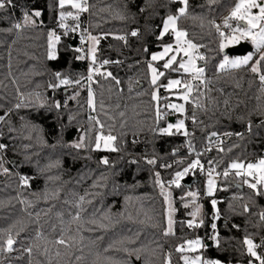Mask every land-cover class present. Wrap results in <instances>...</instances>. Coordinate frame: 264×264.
Instances as JSON below:
<instances>
[{
  "label": "trees",
  "instance_id": "16d2710c",
  "mask_svg": "<svg viewBox=\"0 0 264 264\" xmlns=\"http://www.w3.org/2000/svg\"><path fill=\"white\" fill-rule=\"evenodd\" d=\"M238 2L188 0L187 13L177 22L199 46L208 77L193 83L186 111L188 135L161 131L171 122L170 115L158 114L153 99L159 86L163 103L169 92L163 85L179 71H165L164 61H159L164 76L154 86L148 67L152 54L174 41L171 33L162 39L160 35L167 16L178 14V0H88L89 10L79 17L82 30L71 34H63L60 13L73 8H61L59 0H11L0 9V116H5L0 144L6 145L0 157L10 169L0 174V245L9 234L17 236L14 250L0 253V264H135L139 259L142 264H167L169 254L171 264H185L187 252L176 249L209 231L213 207L207 199L205 228H190L182 197L190 188L183 183L170 186L176 223L165 235V198L155 174L167 183L196 159L221 173L212 196L219 199L218 235L206 242L204 256L221 264H259L244 241L253 240L264 256V194H257L244 183L247 177L233 170L223 176L233 161L264 158V85L250 65L218 69L224 49L215 25ZM35 11L41 15L25 25L24 14ZM133 31L138 35L132 36ZM83 32L99 38L96 60L124 61L92 79L94 110L90 82L84 80L86 61L78 59L80 47L70 45ZM50 33L61 36L53 59ZM260 67L264 72V62ZM109 72L111 76L104 75ZM56 73L80 83L49 87L58 84ZM100 124L106 134L117 137V151L95 149ZM83 133L84 146L77 148L74 143ZM212 133L222 141L205 150L208 138L215 137ZM105 157L108 164L101 162ZM189 174L199 179L191 188L201 196L206 172L198 166ZM22 177L28 178L27 184Z\"/></svg>",
  "mask_w": 264,
  "mask_h": 264
},
{
  "label": "snow or ice",
  "instance_id": "6c2138e0",
  "mask_svg": "<svg viewBox=\"0 0 264 264\" xmlns=\"http://www.w3.org/2000/svg\"><path fill=\"white\" fill-rule=\"evenodd\" d=\"M178 2L182 5L178 9V14L168 15L167 18L163 21V28L160 35V38L162 39L165 34L169 32V30L172 31V33L175 36V46L172 44L166 45L163 48V51L158 54H153L151 56L152 61H158V60H164L163 67L165 69H172L173 71H180L183 70L184 73H189L192 76V80H203L204 79V68L199 67L196 64L197 60H204L205 57L203 55L197 54L196 50L199 46L192 43V41L187 39V32L184 30H181L177 27V22L180 19V17L186 15L187 13V7H188V0H178ZM211 2H215V0H211ZM11 0H0V9H4L6 7V4H10ZM60 7L63 8L65 4L70 5L73 9L77 10L76 15H73L72 12H68L65 14L64 12L60 13L61 18V27L68 28V25L63 23V20L65 19V15L71 16L74 20H79V13L87 12L89 10V5L87 0H59ZM257 9V12H254L253 10ZM34 16L39 17L41 15L40 11H35L33 13ZM230 20H236L238 22H243V25L238 24L237 27L233 28L232 25L229 23ZM28 23H35V21L29 16L28 13L24 14V24ZM224 27L231 28L232 32L231 34H226L224 31H221V25L216 24V30L219 33L221 37V43H220V49L223 50L226 48L229 44L238 42L241 39H247L251 38L252 43L255 44L257 51H260L261 49H264V0H239L238 3L235 4L234 8H232L230 15L225 17L223 21ZM16 28H20L21 24L17 23L15 25ZM78 27V25H77ZM72 31H76V28H72ZM258 30V31H257ZM132 36L138 35L137 31H133L131 33ZM55 36V33H50L49 35V46L51 51L49 52V58L53 59L55 58L54 52H55V44L53 42V37ZM119 39L123 40L125 37L121 36L118 37ZM60 37L55 36V41H59ZM85 38L82 36L81 41L83 42ZM88 39L92 41V48L90 49V52L92 54V63H96V45L99 43V38L95 36H88ZM186 45V46H185ZM77 51H83V49H77ZM169 53H173L169 55ZM181 53L183 54V57H187L186 60L181 59L179 62L177 61V56H180ZM167 57V59H165ZM78 59H84V56L78 57ZM252 60V55H248L244 58H236V59H229L227 55L223 57V60L219 63L218 69L220 71H226L231 68H239L243 65H247L249 61ZM109 61L105 60L102 62L103 64H107ZM264 62V54H262L259 58V60L255 61L253 66L251 67V72L258 74L259 80L262 85H264V72L261 71V63ZM173 64H177V68L173 69ZM150 71H151V84L156 86L157 81L160 77L164 76V72L159 71L156 67L153 66L152 63H149L148 65ZM95 72L96 74L99 73V69H90L88 80L91 83L92 81V74ZM58 79L57 85H49L52 88L58 87L59 85H68L71 83L79 84L80 81L77 80L73 82L72 80L68 78H61L60 73L55 74ZM106 76H111L112 74L106 73L104 74ZM115 79V77H113ZM89 83V104L93 109L95 108L94 103V94L91 91ZM119 83V81H117ZM182 81L179 79H171L168 81L167 85H163L167 90H172L173 88H179L182 85ZM159 88L157 87L156 92L153 93V99L159 100L160 97L158 95ZM193 91V85L191 82L183 83V95L181 96V99H183L185 102L189 101L190 94ZM78 95V93H77ZM199 106V105H198ZM17 108L20 107L19 104L16 105ZM55 107L59 108L60 104L56 103ZM169 107L175 109L177 112L184 113L185 107L183 104H172L169 105ZM95 119V118H93ZM193 121H195V117H192ZM97 123L99 121L97 120ZM175 127L177 131H180L185 127L184 120L178 121L176 125L169 124L167 128L162 129L161 131L167 134H172L171 129ZM104 125L100 124V132L95 137V149L97 150H110V151H117L118 149L115 147V141L117 139L116 136L112 135L111 133L105 135L103 132ZM251 129V126L249 125V130ZM184 135H188L187 131H184ZM216 133H212V136H216ZM228 135V134H226ZM75 147L79 148L82 147V143H77L74 145ZM6 145L0 144V149H4ZM220 151H223V148L220 149ZM2 159V158H0ZM104 164H108L109 161L105 157L101 161ZM155 160H149V164H154ZM200 166L202 168V165H200L199 159L194 160L187 168L184 169L183 172H177L175 174V179L170 182L171 184H175L177 187H179V181L180 179L186 175L190 169H194L197 166ZM165 167H170V165H165ZM230 170H235V175L237 176H247L252 177L255 182H250L249 180H245L244 183L248 184V186L254 190H256L257 194H264L261 193L259 186L264 187V159H260L258 163H248L244 164L239 161H233L230 165V168L225 170L223 172V176L225 178L228 177ZM5 172H7V169H4ZM214 170H210L209 180H208V194L212 195L214 188H215V181L211 178L212 172ZM157 177V183L160 185L162 194L164 193V184L162 181L159 180V173L155 174ZM22 181L24 184L28 183L27 177H22ZM189 195L195 196L194 193H189ZM171 193L167 192L165 195V200L169 204L168 208V220H167V229L165 231V235H168L172 233V207H171ZM83 199V198H81ZM216 201L213 200L212 204L215 207ZM187 206V205H185ZM247 205H245V209L247 210ZM197 212H199V208H197ZM192 215H196V213H193ZM261 218L264 219V213H261ZM202 223V221H201ZM189 227L193 226V222L189 221L188 224ZM213 229H215L216 225H212ZM15 240L8 236L6 240V248L8 251H12V246L15 244ZM59 243L63 244L64 241L60 240ZM188 245L187 250L196 252L198 251V248L203 247L202 241L200 239L196 240H189L186 242ZM244 243L247 245V251L248 253L254 257L257 261H259V264H264V256H261L257 253L256 248L259 247V245L255 244L253 240L251 239H245ZM178 252H184L186 249L184 245H180L177 249ZM30 252L31 249H28ZM185 261V264H220L219 261H212V260H204L201 256L197 255L194 258H189L188 256L182 257ZM167 264H171V254H169V259Z\"/></svg>",
  "mask_w": 264,
  "mask_h": 264
},
{
  "label": "rangeland",
  "instance_id": "374dc122",
  "mask_svg": "<svg viewBox=\"0 0 264 264\" xmlns=\"http://www.w3.org/2000/svg\"><path fill=\"white\" fill-rule=\"evenodd\" d=\"M65 6H70V5H68V4H65ZM254 12H257L258 10L257 9H254L253 10ZM72 13H73V15H76V13H77V10L76 9H73L72 11H71ZM65 14H67V13H65ZM80 15H81V13H79V17H80ZM230 15V13H228V14H226V15H224V16H222L221 18H220V20H219V22H218V24L219 25H221V31H223L222 29L223 28H226V27H224V24H223V21H224V19H225V17H227V16H229ZM29 16H31V18L35 21V17L36 16H34L33 14H29ZM23 22H24V17H23ZM63 23L64 24H66V25H71L73 28H76V31L78 32V31H81L82 30V28H81V26H80V23H79V20H74L71 16H67V15H65V19L63 20ZM229 23L232 25V27L233 28H235V27H237V25L238 24H240V25H243V22H238V21H236V20H230L229 21ZM29 24H34V23H29ZM77 25H78V27H77ZM177 27H178V25H177ZM62 28V32H63V34H66L65 33V30H64V28L63 27H61ZM162 28H163V26H162ZM162 28H161V32H162ZM227 29H229L231 32H232V29L231 28H227ZM182 30V29H181ZM75 31V32H76ZM258 31V30H257ZM225 32V31H224ZM168 33H171L173 36H174V34L172 33V31L171 30H169V32ZM226 34H229V33H227V32H225ZM55 36H59L60 38H61V36L59 35V34H55ZM55 36L53 37V42H54V44H55V52H54V56H56V46H57V43L60 41V39H59V41L57 42V41H55ZM82 36L85 38L84 40H88V48H89V50L92 48V41L91 40H89L88 39V36H95V35H93V34H91L90 32H86V33H82ZM96 37V36H95ZM188 39V38H187ZM241 41H248L251 45H252V47H253V50L251 51V52H248L247 54H245V55H229V54H224V56L225 55H227L228 57H229V59H236V58H244V57H246V56H248V55H252V60L251 61H249V63L247 64V65H250L251 67L253 66V64L255 63V61H257L258 60V58L261 56V54L264 52V49H261V52H259V51H257V49H256V46H255V44H253L252 43V40H251V38H247V39H241V40H239L238 42H235V43H232V44H229L226 48H224V50L225 49H227L228 47H230V46H232V45H235V44H237V43H239V42H241ZM193 43V42H192ZM169 44H172L173 46H175V36H174V41L172 42V43H168V44H165L164 46H166V45H169ZM195 44V43H194ZM164 46L160 49V50H158V51H156V52H154L153 54H158V53H160V52H162L163 51V48H164ZM186 46V45H185ZM96 47H97V45H96ZM194 51H196L197 52V54H199L200 55V53L198 52V48L196 49V50H194ZM152 54V55H153ZM171 54H173V53H169V55H171ZM82 55H84V53H83V51H82V53H81V56ZM223 56V57H224ZM165 59H167V57H165ZM181 59H184V60H186L187 59V57H183V54L181 53V55L180 56H177V61L179 62ZM223 60V59H222ZM221 60V61H222ZM159 61H162V60H158V61H150V63H152L153 64V66L154 67H156L158 70H159V68H158V62ZM164 61V60H163ZM165 62V61H164ZM164 62H163V64H164ZM196 64H197V66H199V67H203L202 66V64H201V60H197L196 61ZM177 64H173V69H175V68H177ZM243 66H246V65H243ZM242 67V66H241ZM164 68V67H163ZM240 68V67H239ZM165 69V68H164ZM231 69H234V68H231ZM168 70H172V69H165V71H168ZM149 71H150V69H149ZM160 71V70H159ZM179 76H177V77H175V78H171V79H179V80H181L183 83H187V82H191L192 83V85H193V83L195 82V81H198V80H192V76H191V74H189V73H184L183 72V70H180L179 71ZM205 74V73H204ZM206 75V74H205ZM207 76V75H206ZM160 79V78H159ZM170 79V80H171ZM207 79H208V77L207 78H205V79H203L202 81H199V82H202V83H204V82H206L207 81ZM150 80H151V71H150ZM159 81V80H158ZM157 81V82H158ZM183 83H182V85L179 87V88H173L172 90H167V91H169L167 94H166V96H165V100L163 101V103L161 104L160 103V99H161V97H160V90L158 91V95H159V97H160V99L159 100H155L156 101V107H157V113L158 114H163L164 115V112L166 111V112H168L169 110H174V112H175V114L177 115V119L175 120V121H172V122H169L167 125H166V128L168 127V125L169 124H172V125H176L177 123H178V121H180V120H183V117L184 116H186V111H187V102H185L183 99H181V96L184 94L183 93ZM50 85V84H49ZM48 85V86H49ZM50 87V86H49ZM90 87H92V83H90ZM158 88H159V86H158ZM49 89V88H48ZM156 89H157V87L154 89V92H156ZM91 91H92V88H91ZM153 92V93H154ZM192 94V93H191ZM191 94H190V96H191ZM189 100H190V98H189ZM172 104H183L184 105V107H185V112L184 113H180V112H177L175 109H173V108H171V107H169V105H172ZM161 105H163V107L164 106H166V109L165 110H162L161 108ZM91 107V106H90ZM92 108V110H94L93 109V107H91ZM168 108V109H167ZM161 109V110H160ZM162 115V116H163ZM174 118H175V116H174ZM184 125H185V127L183 128V129H181L180 131H182L183 133H184V131L186 130L187 131V128H186V124H185V122H184ZM1 126V125H0ZM101 130V129H100ZM171 132L172 131H177L176 130V128L175 127H173L171 130H170ZM100 132V131H99ZM103 132H104V134L105 135H107L106 133H105V131H104V129H103ZM84 139H85V134L83 133L82 134V136H81V138L78 140V141H76L74 144H77V143H82L83 144V146H84ZM82 146V147H83ZM0 158H2V159H0V174L1 175H5V174H7L8 172H10V169H9V164H8V161H7V159L6 158H4L3 156H1ZM262 159H264V158H262ZM259 161V160H258ZM258 161L257 162H253V163H258ZM239 162H241V161H239ZM232 163V162H231ZM242 163H244V164H248V163H245V162H242ZM231 165V164H230ZM199 166V165H198ZM197 166V167H198ZM188 167V166H187ZM186 167V168H187ZM4 169H7L8 171L7 172H5L4 171ZM185 169V168H184ZM184 169L183 170H181V171H179V172H183L184 171ZM195 169V168H194ZM194 169H190L189 170V172L191 171V170H194ZM202 170H204V172H206V178H205V185H204V192L205 193H203L201 196L199 195V192L196 190V189H192V188H190L189 190H187L183 195H182V197H183V199H184V202H183V204H184V206L185 205H187V206H185V207H188L189 208V216H190V218H189V220H188V222H187V224H189V221H192L193 222V227H197V228H199L200 226H203L204 225V223H205V221L207 220V218H206V214H205V204H204V200H205V197H204V194H206V196H208L207 197V199L209 200V199H212L211 200V203H212V201L213 200H215L217 203H216V205H215V208H214V211H215V213H217V216H219L220 214H219V201L216 199V197H212V196H214L215 194H216V190H217V186H218V181H219V176L217 175V171H215L214 169H212V170H214L213 172H212V179L215 181V188H214V191H213V193H212V195H209L208 194V180H209V175H208V173H209V171H210V169H205V166H203L202 165V168H201ZM233 171H235V170H233ZM189 172L187 173V176H191L190 174H189ZM187 176H185V177H187ZM184 177V178H185ZM247 177V176H246ZM247 180H249L250 182H255L254 180H253V178L252 177H247ZM170 181V180H169ZM169 181L167 182V183H165V182H163V184H164V193L165 194H163L164 195V198H165V195L167 194V192H170L171 193V197H170V200H171V207H172V209H173V211H172V220H173V225H172V232L174 231V229H175V223H176V208H175V204H174V198H173V189L170 187V186H172V185H170L169 184ZM181 183H179V185H180ZM264 188V187H263ZM162 191V190H161ZM189 193H194L195 194V196H192V195H189ZM18 197H19V199H21L20 198V194L18 193ZM210 197H212V198H210ZM165 206H166V223H167V220H168V208H169V204H168V202L165 200ZM212 207H214L213 206V204H212ZM197 208H199V212H197ZM193 213H196V215H192ZM201 221H202V223H201ZM168 226V225H167ZM167 229V228H166ZM15 241L17 240V236H15V235H13V234H9ZM196 240V239H195ZM201 241H202V244H203V247H200V248H198V251H196V252H192V251H188L187 250V248H188V245H187V243L185 244V251L187 252V256L191 259V258H194L195 256H197V255H199V256H201L202 258H203V251H204V247H205V245H204V241L202 240V239H200ZM16 243V242H15ZM14 246H15V244L12 246V251L14 250ZM12 251H8L7 250V248H6V243L5 244H3V245H0V253H2V252H12ZM257 251V250H256ZM258 253V252H257ZM204 259V258H203ZM205 260V259H204ZM221 264V263H220ZM239 264H241V263H239ZM254 264V263H253Z\"/></svg>",
  "mask_w": 264,
  "mask_h": 264
},
{
  "label": "built area",
  "instance_id": "2783aa9c",
  "mask_svg": "<svg viewBox=\"0 0 264 264\" xmlns=\"http://www.w3.org/2000/svg\"><path fill=\"white\" fill-rule=\"evenodd\" d=\"M87 2H88V0H87ZM72 28H73V27H72L71 25L68 24V28H67V29L64 28L65 33H66V34L74 33V31L71 30ZM222 30L225 31V32H227V33H229V34H231V31H230L229 29H227V28H223ZM79 47H80V49H83V53H84V55H83V56H84V61H86V76L84 77V80H87V81H88V76H89L90 69H99V73H102V72H104L106 69L110 68L111 66H113V65H115V64H118V63H124L123 59L109 60V59L103 58V59H101V60H96V63L93 64V63H92V58H91V57H92V54H91V52H90V50H89V48H88V40H87V41H86V40H83V42H82V41H81V38L79 37ZM259 52H261V50H260ZM105 60H107V61H109V62H108L107 64H103V65H102V62L105 61ZM95 75H97V74H96L95 72H93V74H92V79L94 78ZM205 78H207V76L204 74V79H205ZM198 81H202V80H198ZM71 84H73V83H71ZM71 84H68V85H71ZM168 114L170 115V117H174V116L176 115L175 112H174V110H169V111H168ZM4 119H5V116H0V125H1V123L4 121ZM183 120H184V122H185V124H186V126H187V117L184 116V117H183ZM221 141H222V138H221L220 136L209 137V138H208V141H207V144H206V146H205V150H208V149H212V148H214V147H217V146L221 143ZM187 146L189 147L190 150H193V149H192V146H191L189 143H187ZM205 169H207V168L205 167ZM217 175L220 176L221 173L218 172ZM185 176H187V174L184 175V176L180 179L179 183H183V179H184ZM174 179H175V176H174L173 178L170 179L169 184H170V182L173 181ZM171 185L174 186L175 184H171ZM204 193H205V192H204ZM204 197H205V200H204V204H205V201L207 200V197H208V196H206V194H204ZM216 199H217V198H216ZM211 200H212V199H210V202H211ZM217 200L219 201V199H217ZM211 204H212V203H211ZM214 208H215V207H213V214H212V216H211V218H212V222L210 223V229H209L208 232L205 231V232L203 233L202 238H201V239L204 241V245L206 244V242L209 243L210 240H211L212 238H215V237H217V235H218V224H217V221H218V219L220 218V215L217 216V213H215ZM204 209H205V208H204ZM206 223H207V220L205 221V223H204V225H203V228H205ZM213 224L216 225L215 229H213V227H212ZM192 227H193V226H192ZM192 227H190V228H192ZM204 249H205V247H204ZM203 258H204L205 260H209V259H207V258L204 256V253H203Z\"/></svg>",
  "mask_w": 264,
  "mask_h": 264
},
{
  "label": "water",
  "instance_id": "95a60500",
  "mask_svg": "<svg viewBox=\"0 0 264 264\" xmlns=\"http://www.w3.org/2000/svg\"><path fill=\"white\" fill-rule=\"evenodd\" d=\"M70 45L72 47H78L79 46V34L76 33L74 35V38L71 40ZM253 50L252 45L248 41H241L235 45H232L225 49L223 51V54H229V55H245L248 52H251ZM174 117H170L169 121H174ZM198 178L194 176H187L183 179V184L186 185L188 188H191L193 184L198 182ZM239 188H243V185H238ZM135 264H142V261L135 260Z\"/></svg>",
  "mask_w": 264,
  "mask_h": 264
},
{
  "label": "crops",
  "instance_id": "0c3cea01",
  "mask_svg": "<svg viewBox=\"0 0 264 264\" xmlns=\"http://www.w3.org/2000/svg\"><path fill=\"white\" fill-rule=\"evenodd\" d=\"M175 120H176V119H175ZM175 120H174V121H175Z\"/></svg>",
  "mask_w": 264,
  "mask_h": 264
}]
</instances>
